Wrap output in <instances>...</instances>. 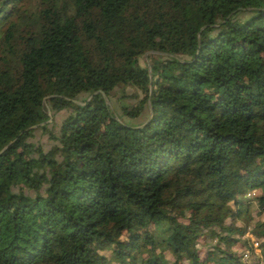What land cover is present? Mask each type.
Listing matches in <instances>:
<instances>
[{
    "label": "trees",
    "instance_id": "16d2710c",
    "mask_svg": "<svg viewBox=\"0 0 264 264\" xmlns=\"http://www.w3.org/2000/svg\"><path fill=\"white\" fill-rule=\"evenodd\" d=\"M252 204L264 0H0V264H264Z\"/></svg>",
    "mask_w": 264,
    "mask_h": 264
},
{
    "label": "rangeland",
    "instance_id": "374dc122",
    "mask_svg": "<svg viewBox=\"0 0 264 264\" xmlns=\"http://www.w3.org/2000/svg\"><path fill=\"white\" fill-rule=\"evenodd\" d=\"M142 62V61H141ZM129 92H131V90L130 89H127ZM70 111L69 110H63V111H60L55 117H54V121H55V124H56V126H58V124L62 121V119L69 113ZM29 141H31V142H33V143H35V144H37V145H39V146H41L42 147V149L44 150V151H47L50 147H51V145L53 144V140L48 136V134H46V133H43L40 129H35V131H34V136L32 137V138H30V140ZM30 194H32V192L30 191L29 192ZM257 193V191H253L251 194H250V196H253L252 194H256ZM231 205H232V203H231ZM249 215H250V225L249 226H253V224H254V222L256 221V220H258L259 218L261 219V218H263V216H264V214H262V216L261 217H259L258 215H257V213H256V209H255V204H252V207H251V210H250V213H249ZM240 224H242L241 223V221H238L237 222V225H240ZM203 239H199V241H198V247L199 248H202V246H203ZM207 243H209V241L207 242ZM240 247H242V245H239V246H235V247H233V250L234 251H236V252H238V249L240 248ZM103 254H105L107 257H110V255H111V252H110V250H108V249H106V250H104L103 251ZM164 255H165V257H166V259L168 260V262H173V260H174V258H173V256L171 255V253H170V251H168V250H165L164 251ZM263 256V255H262ZM262 256L259 258V259H253L254 261H253V264H261V259H262ZM182 262H183V264H187V262H186V260L185 259H183L182 260ZM112 264H118V262H116V261H113L112 262Z\"/></svg>",
    "mask_w": 264,
    "mask_h": 264
},
{
    "label": "built area",
    "instance_id": "2783aa9c",
    "mask_svg": "<svg viewBox=\"0 0 264 264\" xmlns=\"http://www.w3.org/2000/svg\"><path fill=\"white\" fill-rule=\"evenodd\" d=\"M244 237L249 240V244L247 246L242 245L238 249L240 259L244 264H253L255 259L261 257L260 240L250 232V228L245 232Z\"/></svg>",
    "mask_w": 264,
    "mask_h": 264
},
{
    "label": "water",
    "instance_id": "95a60500",
    "mask_svg": "<svg viewBox=\"0 0 264 264\" xmlns=\"http://www.w3.org/2000/svg\"><path fill=\"white\" fill-rule=\"evenodd\" d=\"M33 127H35V126H33Z\"/></svg>",
    "mask_w": 264,
    "mask_h": 264
}]
</instances>
